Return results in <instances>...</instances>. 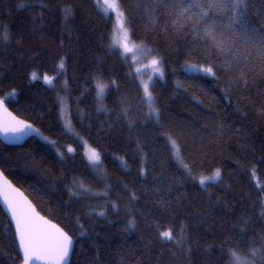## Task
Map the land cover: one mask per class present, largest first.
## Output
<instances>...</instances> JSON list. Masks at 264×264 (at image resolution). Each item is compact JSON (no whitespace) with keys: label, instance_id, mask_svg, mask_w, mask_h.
Returning a JSON list of instances; mask_svg holds the SVG:
<instances>
[{"label":"trees","instance_id":"1","mask_svg":"<svg viewBox=\"0 0 264 264\" xmlns=\"http://www.w3.org/2000/svg\"><path fill=\"white\" fill-rule=\"evenodd\" d=\"M116 1L131 40L161 64L155 114L136 109L141 88L94 0H0V99L35 127L19 147L0 142V169L73 239L70 264H230V250L264 264V0H196L209 12L198 23L200 8L178 18L175 0ZM168 230L183 244L166 243ZM0 264H22L1 208Z\"/></svg>","mask_w":264,"mask_h":264},{"label":"snow or ice","instance_id":"2","mask_svg":"<svg viewBox=\"0 0 264 264\" xmlns=\"http://www.w3.org/2000/svg\"><path fill=\"white\" fill-rule=\"evenodd\" d=\"M175 3L179 4L182 7V10L178 12V18H183L188 21H192L193 16L186 15V13H190L195 7L200 8V10L195 13L197 23L209 15V12L205 11L202 5L198 6L196 4V0H190V2L187 3L186 7H183V5L185 4V0H175ZM102 7L105 13L107 14L109 10H118L119 6L115 2V0H104ZM209 7L214 9H221L222 7H226V5L223 4V0H210ZM234 7H239V0H237V3L234 5ZM117 20L118 28L123 34L122 40L127 41L128 32L127 29L124 27L122 12H118ZM204 36L211 38L215 46L221 47V51H223L222 42L216 39L213 25L209 24L204 29ZM3 38L7 39V35L5 34ZM253 39H255V37ZM119 43V41L116 42V44ZM116 44H114V46H116ZM123 47L125 48V50H127V43H123ZM152 63L157 66L159 65V61L155 59ZM60 68H63V63L60 64ZM157 71L159 72V67H157ZM202 71H204L205 73H212V68L205 67L202 69ZM162 74L163 73L160 72V75ZM32 78H38L36 72L32 73ZM43 79L48 84L52 83V77L50 76L45 75ZM148 88V84H145L144 91L146 96V102H148L151 106V93L149 92ZM102 91L103 86H101V92ZM5 111L7 110L5 109ZM152 111L155 112V109L153 108ZM19 125L23 126L20 127ZM31 127L32 126L29 124H23L22 121H18L17 126H9L8 123H4L2 126H0V131H3L5 134L9 132L17 133L23 132L24 129H31ZM171 143L175 151L178 153L179 149L176 145V142L173 140L171 141ZM68 151L71 152L72 149L69 148ZM88 159L92 163L97 164L100 160V156L95 150H91ZM219 176L220 172L219 170H217L215 174L211 177H202L200 179V184L204 185L208 181L216 180L219 178ZM253 176H255V170H253ZM5 186H8L7 181H5ZM258 186L264 188V185L258 184ZM81 187H83V185H81ZM3 196L4 203L8 205V208L11 211L12 219L15 221L16 233L19 237L20 247L23 249L24 264H29V262L33 259H45L48 261V264H67L66 258L69 256V252L72 247V238L63 230L56 228L55 225H51L49 221L44 220L43 217H39L38 214H30V212L25 208L23 204L10 198L7 191L3 192ZM100 214L103 215V213ZM51 229H54L55 231L53 232L51 231ZM161 236L165 239H173L171 230L162 232ZM259 251V249H253L251 251V256L256 257ZM230 256L232 258L230 264H253L252 260L248 259L247 257H241L237 254L236 251L230 250ZM261 259L264 260V256H262Z\"/></svg>","mask_w":264,"mask_h":264},{"label":"rangeland","instance_id":"3","mask_svg":"<svg viewBox=\"0 0 264 264\" xmlns=\"http://www.w3.org/2000/svg\"><path fill=\"white\" fill-rule=\"evenodd\" d=\"M115 2L117 3L116 0H115ZM94 3H95V7H96L97 11L105 19H108L111 21V36H110V42H109V46H110L111 50L119 53L122 56V58L125 59L128 67L130 69L131 75L133 76L132 78L138 83V85L141 88V94H142L141 95V101L139 102V105L137 104L136 109L138 110V109H140V107L145 108L147 111H149V113L155 114V112L152 111L153 108L154 109L156 108V106L154 105L152 96H151V106L149 105L148 102H146L144 85L148 84V86H149L148 90L150 92V88L153 85V83L157 80L162 79V75H160V72H162V67H161L160 62H159L158 66L154 65L152 63L153 60L154 59L158 60V59L156 57H154V55H152L151 52L147 48H145L142 44L135 43L131 40L129 31H128L127 26H126L124 15H123V21H124V27L127 29V32H128V40L127 41L122 40L123 34L120 32V30L118 28V20H117L118 12H122L120 7H118V10H115V11L109 10V12L106 14L105 11L103 10V7H102L104 0H94ZM98 5H100V6H98ZM118 6H119V4H118ZM117 41H119L120 43L116 44ZM123 43H127V50H125V48L123 47ZM114 44H116V46H114ZM157 67H159V72L157 71ZM195 67H197L198 69H194V68L189 67L191 71H189V70L188 71L186 70V71L189 73H192V74H204V75L210 74V73H204V71H202L203 67H198V66H195ZM101 86L102 85L98 86V95H100V96L104 93V87H103V91L101 92ZM60 105H61L62 119L66 125V128L70 131L71 126H70L68 116H67V108H66V105H65L63 100H61ZM134 120H135V118H133V121ZM54 149L61 158L62 157L64 158L63 152H61L57 148H54ZM172 149L175 152V158L180 160V157H179L178 153L175 151V149L173 148V146H172ZM91 150H94V149L85 145L84 146V157H85L87 163L89 164V166L92 168L93 172L98 177H102L103 171H102V166H101L100 160L97 164H94L88 159V156H89V153ZM67 151L68 150H66L65 152L68 154V152H70V151H68V152ZM209 177H211V176H209ZM216 180H213V181H216ZM183 241H184L183 236L181 234H178L173 239H171V240L168 239L166 243L172 244L174 246H180L183 244Z\"/></svg>","mask_w":264,"mask_h":264},{"label":"water","instance_id":"4","mask_svg":"<svg viewBox=\"0 0 264 264\" xmlns=\"http://www.w3.org/2000/svg\"><path fill=\"white\" fill-rule=\"evenodd\" d=\"M0 102H2L0 103V126H2L4 123H8L9 126H17L18 121H22L23 124H29L32 126L31 129H24L23 132H17V133L9 132L5 134L3 131H0V142L3 145L8 147H19L33 137V135L35 134V127L31 123L22 120L21 118H18L15 114H13L7 108L3 100L0 99ZM5 109L7 111H5ZM19 126L22 127L23 125H19ZM5 181H7V185H8L7 187L5 186ZM4 191L8 192L10 198L23 204L25 208L30 212V214L33 215L38 214L39 217H43L44 220L49 221L50 224L55 225L56 228H59L61 230L63 229L60 228L57 224H55L51 220L42 216L38 212L34 204L31 202V200L25 195V193L19 188H17L0 169V208L2 209L3 213L5 214L8 222L10 223L13 229L15 242L22 257V264H24L23 249L20 247L19 237L16 233V228H15V221L12 219L11 211L9 210L8 205L4 203V196H3ZM51 231L54 232L55 230L51 229ZM73 248H74V241L72 239V247L69 252V256L66 258L67 264H70ZM29 264H48V261L45 259H40V260L33 259L29 262Z\"/></svg>","mask_w":264,"mask_h":264}]
</instances>
